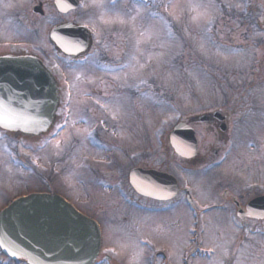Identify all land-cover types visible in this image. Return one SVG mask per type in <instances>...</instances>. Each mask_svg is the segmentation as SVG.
Returning <instances> with one entry per match:
<instances>
[{"label": "rangeland", "instance_id": "rangeland-1", "mask_svg": "<svg viewBox=\"0 0 264 264\" xmlns=\"http://www.w3.org/2000/svg\"><path fill=\"white\" fill-rule=\"evenodd\" d=\"M215 1H126L122 9L115 0H83L81 20L95 39L113 27L126 34V49L121 38L103 43L115 57L126 50L125 68L118 80L101 72L93 58L66 65L73 87L69 97V89L61 87L56 126L69 107L63 128L35 139L0 131V206L30 192L61 194L99 217L102 251L121 264H264V219L241 221L235 213V199L245 203L264 193V0H222L225 6ZM28 5L32 0H0V14ZM150 6L159 12L153 14ZM240 11L253 14L255 22L240 18ZM13 17L1 24L0 37L29 33L31 48L45 54L51 68H64L48 38L55 15L37 17L34 25L31 19L30 30L18 28ZM215 109L227 113V129L194 121L199 158L191 163L177 155L168 141L173 124ZM97 133L101 140L112 139L117 153L122 147L139 149L143 163L173 173L190 189L195 207H222L200 209L197 230L185 191L166 202L172 209L152 202L150 210L105 193L85 158L95 160L86 152L99 140ZM124 215L130 219L124 221ZM19 261L0 257V264Z\"/></svg>", "mask_w": 264, "mask_h": 264}, {"label": "water", "instance_id": "water-1", "mask_svg": "<svg viewBox=\"0 0 264 264\" xmlns=\"http://www.w3.org/2000/svg\"><path fill=\"white\" fill-rule=\"evenodd\" d=\"M62 2L72 7L78 0H55V5L63 6ZM84 29L83 25L54 27L50 39L64 52L65 48L67 52L86 50L90 34ZM0 97L10 110L5 117L9 123L0 119V126L25 135L41 134L55 119L58 82L35 55H1ZM20 115L27 119H18ZM169 138L177 153L186 157L196 154L197 137L187 122H177ZM129 179L138 192L159 198L171 197L179 189L173 174L156 168L134 167ZM246 212L263 217L264 195L253 197ZM100 244L98 223L57 193L31 192L13 199L0 211L1 249L13 258L25 257L29 264H94Z\"/></svg>", "mask_w": 264, "mask_h": 264}, {"label": "flooded vegetation", "instance_id": "flooded-vegetation-1", "mask_svg": "<svg viewBox=\"0 0 264 264\" xmlns=\"http://www.w3.org/2000/svg\"><path fill=\"white\" fill-rule=\"evenodd\" d=\"M82 1L79 0V4L74 7V8H69L66 10H63V8L59 9L55 6L54 0H32V5H31V11L28 7L22 11H15L13 13L12 11H6L4 13L0 14V29L3 27L1 24L8 22L10 19H13L14 14L16 15L15 20L20 24L18 28L20 29H28L30 30V22L32 19V23L34 25L35 19L37 17L44 16L45 14L49 15H55L54 20V25L55 24H69V22H74V23H83L86 24V22H83L81 20L82 16ZM126 1L129 2V4H136L137 1L140 0H115V4H120L122 9H126L125 3ZM66 4L69 2H65ZM37 4H39V7H37ZM152 8V11H154V7L150 6ZM129 9V7H128ZM47 12V13H46ZM21 13V14H20ZM32 13V15H31ZM154 13V12H153ZM38 15V16H36ZM38 20V19H37ZM36 20V21H37ZM260 18L258 19L259 23ZM264 25V22H263ZM88 26V25H87ZM38 25H35V31L38 32ZM89 27V26H88ZM29 32V31H28ZM105 35H102L101 37H96V39H99V42L96 41L95 39V34L93 31H91V37H92V43L89 51L86 53L80 52L79 54H74V55H68L63 52H59L55 50V54L58 57V59L61 61V63L64 64V68H62L61 65L56 66L57 68L53 69L55 74H58L59 77V85H60V98H61V87L64 86V81L66 82V85H69L73 87V82L70 80V76L68 78V74L66 72V65L73 63H78L82 65L83 63L87 62L90 60V58H93L92 61L94 62L95 66H98V69H101L103 73L105 74H113L117 76L118 79V73L122 71L125 68V56H126V50L124 51L125 48V38L126 34L121 33V31L113 27L112 29H108L104 33ZM121 38V45L124 48L122 50V53L118 55V57L112 55L109 53L107 49L103 48V43L107 44H112L111 41H118L116 39ZM29 33L26 35H22L21 38H16L14 39L13 36H1L0 37V54L4 53H9L17 56H22L28 52H36L37 50L31 48L30 42H29ZM38 54V52H36ZM41 56V55H40ZM42 59L46 62V64L50 65V61L47 60L44 56H41ZM100 66V67H99ZM97 68V67H96ZM122 68V69H121ZM69 80V81H68ZM119 80V79H118ZM118 82V81H117ZM117 82L116 86H118ZM102 89V88H101ZM94 90V89H93ZM101 95H103V92H101ZM222 114L225 116L224 120L226 121V127H227V122H228V116L227 113L221 110ZM60 114H57V119H59ZM207 122L210 124H213L217 127H219L222 131L223 130L221 127V114H216L212 115L210 114L206 118ZM196 121V120H195ZM56 123V121H55ZM55 125V124H54ZM53 127L49 130V133L51 130L54 128ZM97 127V126H96ZM95 128V127H94ZM93 129V126L91 127ZM226 129V128H225ZM5 135H17L16 132L13 131H8V130H1ZM101 136L100 134L97 133V137ZM99 140L95 143V145L89 150L88 155L92 154V156H95V160H90L91 157H85L88 160L87 166H89V173L92 175V179L95 180V185L100 187V189H107V192L104 191L105 193H110L116 194V195H123L124 199H127L129 203H126L127 206L134 208V209H140V210H149L147 208L148 205H152V202H156L159 204L160 208H165L168 207L169 209L174 207L172 202L166 203L168 201L174 200L181 191H185V198H187V189L186 186L180 185V189L177 192V194L170 198V199H158L154 197H150L147 195H143L139 192H137L130 184H129V179H128V174L129 170L134 167V166H149L148 163H143L140 159L142 158L140 155V152L138 151L139 149H133V150H128L125 148H121V152L117 153L115 151V148L117 147L114 142L109 139H104L101 140L100 137H98ZM98 143V144H97ZM102 148V151L100 152L98 149ZM148 153V151H146ZM199 157H195L192 159H186L188 162L193 163L198 159ZM140 160V161H138ZM96 163V165H95ZM106 186L105 187H102ZM133 193V196L130 195V193ZM126 201V200H125ZM236 202V210L237 208H245L246 202L245 203H240L237 199H235ZM217 207H222L221 204L217 203ZM155 207V208H156ZM90 215H93L97 217L93 212L89 213ZM110 219H112V216H109ZM108 217V218H109ZM99 218V217H97ZM130 217L127 215H124L123 220H128ZM100 220V219H99ZM113 220V219H112ZM101 221V220H100ZM110 221V220H109ZM107 221V222H109ZM101 256H104V253L101 254ZM0 257L6 260H11L12 258L4 256L2 253H0ZM111 259V258H107ZM22 260V259H20ZM13 261V260H11Z\"/></svg>", "mask_w": 264, "mask_h": 264}, {"label": "snow or ice", "instance_id": "snow-or-ice-1", "mask_svg": "<svg viewBox=\"0 0 264 264\" xmlns=\"http://www.w3.org/2000/svg\"><path fill=\"white\" fill-rule=\"evenodd\" d=\"M65 51L67 52L68 49L65 48ZM0 108H3V110H4V116L0 117V119H3L5 124L9 123V121L5 117L9 114L10 110L8 108L4 107V100L2 97H0ZM17 118L18 119H27L26 117H24L22 115L18 116ZM13 255H15V253H13Z\"/></svg>", "mask_w": 264, "mask_h": 264}, {"label": "trees", "instance_id": "trees-1", "mask_svg": "<svg viewBox=\"0 0 264 264\" xmlns=\"http://www.w3.org/2000/svg\"><path fill=\"white\" fill-rule=\"evenodd\" d=\"M247 16L248 15L246 13H244V11H242V13H240V18H246ZM253 19H254V17H250V20H253Z\"/></svg>", "mask_w": 264, "mask_h": 264}]
</instances>
